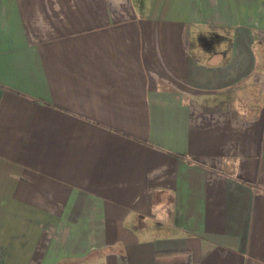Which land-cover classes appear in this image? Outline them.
Returning a JSON list of instances; mask_svg holds the SVG:
<instances>
[{"label": "crops", "instance_id": "obj_1", "mask_svg": "<svg viewBox=\"0 0 264 264\" xmlns=\"http://www.w3.org/2000/svg\"><path fill=\"white\" fill-rule=\"evenodd\" d=\"M0 264H264V0H0Z\"/></svg>", "mask_w": 264, "mask_h": 264}, {"label": "trees", "instance_id": "obj_2", "mask_svg": "<svg viewBox=\"0 0 264 264\" xmlns=\"http://www.w3.org/2000/svg\"><path fill=\"white\" fill-rule=\"evenodd\" d=\"M167 254V253H166Z\"/></svg>", "mask_w": 264, "mask_h": 264}]
</instances>
